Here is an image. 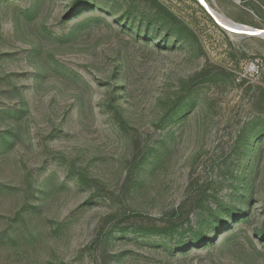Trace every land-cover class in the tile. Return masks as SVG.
<instances>
[{
	"label": "rangeland",
	"instance_id": "1",
	"mask_svg": "<svg viewBox=\"0 0 264 264\" xmlns=\"http://www.w3.org/2000/svg\"><path fill=\"white\" fill-rule=\"evenodd\" d=\"M0 264H264V0H0Z\"/></svg>",
	"mask_w": 264,
	"mask_h": 264
},
{
	"label": "trees",
	"instance_id": "2",
	"mask_svg": "<svg viewBox=\"0 0 264 264\" xmlns=\"http://www.w3.org/2000/svg\"><path fill=\"white\" fill-rule=\"evenodd\" d=\"M196 3V2H195ZM197 4V3H196ZM93 6V4L90 2V1H84V2H73L72 4V7H71V10H70V15L73 13V12H76V11H80L82 10L83 8L85 7H91ZM201 11L204 13V15L209 18V16L202 10V8H200ZM210 19V18H209Z\"/></svg>",
	"mask_w": 264,
	"mask_h": 264
},
{
	"label": "built area",
	"instance_id": "3",
	"mask_svg": "<svg viewBox=\"0 0 264 264\" xmlns=\"http://www.w3.org/2000/svg\"><path fill=\"white\" fill-rule=\"evenodd\" d=\"M245 70L248 71V72L256 73L258 71V66L255 65V63L250 62V63L247 64Z\"/></svg>",
	"mask_w": 264,
	"mask_h": 264
},
{
	"label": "water",
	"instance_id": "4",
	"mask_svg": "<svg viewBox=\"0 0 264 264\" xmlns=\"http://www.w3.org/2000/svg\"><path fill=\"white\" fill-rule=\"evenodd\" d=\"M205 10H206V12L208 13V15H210L212 18H214L213 15H215V14H214L213 12H212V13H213V15H212V14L209 12V10H207V8H206ZM210 11H211V10H210ZM217 24L219 25V23H217ZM219 26H221V25H219Z\"/></svg>",
	"mask_w": 264,
	"mask_h": 264
}]
</instances>
